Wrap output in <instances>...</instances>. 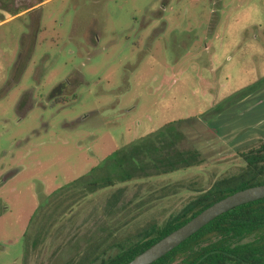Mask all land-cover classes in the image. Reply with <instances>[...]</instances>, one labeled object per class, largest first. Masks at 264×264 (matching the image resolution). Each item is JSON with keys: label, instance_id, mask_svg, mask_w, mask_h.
Segmentation results:
<instances>
[{"label": "rangeland", "instance_id": "obj_1", "mask_svg": "<svg viewBox=\"0 0 264 264\" xmlns=\"http://www.w3.org/2000/svg\"><path fill=\"white\" fill-rule=\"evenodd\" d=\"M262 142L264 0H0V264H99Z\"/></svg>", "mask_w": 264, "mask_h": 264}, {"label": "trees", "instance_id": "obj_2", "mask_svg": "<svg viewBox=\"0 0 264 264\" xmlns=\"http://www.w3.org/2000/svg\"><path fill=\"white\" fill-rule=\"evenodd\" d=\"M242 158L245 167L241 172L214 180L162 225L141 231L135 242L99 264H124L215 201L264 183V142L242 153ZM151 264H264V198L220 214Z\"/></svg>", "mask_w": 264, "mask_h": 264}, {"label": "water", "instance_id": "obj_3", "mask_svg": "<svg viewBox=\"0 0 264 264\" xmlns=\"http://www.w3.org/2000/svg\"><path fill=\"white\" fill-rule=\"evenodd\" d=\"M260 198H264V183L228 194L201 210L184 224L172 230L124 264H151L215 217L238 205Z\"/></svg>", "mask_w": 264, "mask_h": 264}]
</instances>
